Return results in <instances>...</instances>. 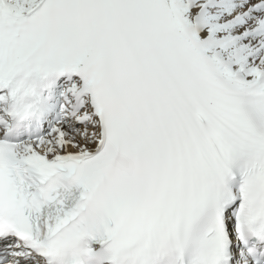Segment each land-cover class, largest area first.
<instances>
[{
  "label": "snow or ice",
  "instance_id": "1",
  "mask_svg": "<svg viewBox=\"0 0 264 264\" xmlns=\"http://www.w3.org/2000/svg\"><path fill=\"white\" fill-rule=\"evenodd\" d=\"M0 264H264V0H0Z\"/></svg>",
  "mask_w": 264,
  "mask_h": 264
}]
</instances>
